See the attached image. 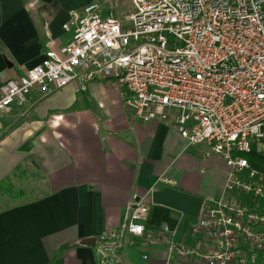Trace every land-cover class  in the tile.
Instances as JSON below:
<instances>
[{"label": "crops", "instance_id": "0c3cea01", "mask_svg": "<svg viewBox=\"0 0 264 264\" xmlns=\"http://www.w3.org/2000/svg\"><path fill=\"white\" fill-rule=\"evenodd\" d=\"M89 1L0 0V96L70 40L63 25ZM123 92L113 79L35 88L0 117V183L22 185L0 207V264H101L100 236L124 222L134 192L150 207L145 233L111 264H166L171 241L204 249L193 224L227 165L173 117L137 118Z\"/></svg>", "mask_w": 264, "mask_h": 264}, {"label": "built area", "instance_id": "2783aa9c", "mask_svg": "<svg viewBox=\"0 0 264 264\" xmlns=\"http://www.w3.org/2000/svg\"><path fill=\"white\" fill-rule=\"evenodd\" d=\"M132 1L125 23L93 2L70 11V40L3 85L0 117L35 88L115 80L133 115L173 117L189 145L208 144L228 167L193 224L204 249L171 241L166 264H264V172L245 157L264 148V0ZM149 211L134 192L124 222L100 236L101 264L144 236Z\"/></svg>", "mask_w": 264, "mask_h": 264}, {"label": "rangeland", "instance_id": "374dc122", "mask_svg": "<svg viewBox=\"0 0 264 264\" xmlns=\"http://www.w3.org/2000/svg\"><path fill=\"white\" fill-rule=\"evenodd\" d=\"M62 1L66 2V4H69L70 2V0H62ZM90 1L96 3L100 7V11L102 14L104 15L113 14L123 23L126 22V18L129 15V12L131 13L135 10V5L133 4L132 0H122V1L121 0H90ZM121 2L125 6H123ZM54 29L60 30L59 24H56V27H54ZM170 123L174 125L172 121ZM258 150L259 152H263L264 154V148L261 144H258ZM21 186L22 185H14L8 182L0 183V207L5 206L9 202L8 199L9 196L19 195L22 192Z\"/></svg>", "mask_w": 264, "mask_h": 264}, {"label": "trees", "instance_id": "16d2710c", "mask_svg": "<svg viewBox=\"0 0 264 264\" xmlns=\"http://www.w3.org/2000/svg\"><path fill=\"white\" fill-rule=\"evenodd\" d=\"M252 167L264 172V154L257 153L252 150L250 153L245 154Z\"/></svg>", "mask_w": 264, "mask_h": 264}]
</instances>
